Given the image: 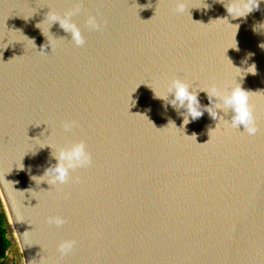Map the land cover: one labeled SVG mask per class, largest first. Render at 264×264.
Listing matches in <instances>:
<instances>
[{"label": "water", "instance_id": "1", "mask_svg": "<svg viewBox=\"0 0 264 264\" xmlns=\"http://www.w3.org/2000/svg\"><path fill=\"white\" fill-rule=\"evenodd\" d=\"M77 8L83 46L51 18ZM262 44L264 0H0V263L264 264ZM174 79L199 118L168 102ZM237 84L255 135L208 98ZM81 140L92 164L51 184Z\"/></svg>", "mask_w": 264, "mask_h": 264}, {"label": "clouds", "instance_id": "2", "mask_svg": "<svg viewBox=\"0 0 264 264\" xmlns=\"http://www.w3.org/2000/svg\"><path fill=\"white\" fill-rule=\"evenodd\" d=\"M244 3H247L248 0H243ZM150 6V5H148ZM79 9L74 11H69L64 14L63 17H58L53 15L51 18L53 22H59V25L65 32L71 34V40L77 46H83L85 43L84 37L80 31V28L72 21L71 17L75 15ZM178 12L184 11L183 3H178L177 6ZM86 24L95 30H100L101 24L97 21L95 16H89ZM264 48V44L261 45ZM248 72L253 75L256 74L255 65L248 68ZM190 86L180 80L174 79L167 88L168 96L172 94L174 99L168 101L173 107H183L186 108L187 113L193 118H199L203 113L200 111L201 105L199 103L197 93L190 90ZM213 96L208 98L211 101L213 97L216 98L219 102L215 104L216 109H222L223 111L227 109L231 110L233 113L231 118V126L233 128H239L241 125L244 127L249 135H255L258 131L255 121V116L253 112V107L250 104L249 91L244 90L240 84H237L235 87L231 88L226 94H220L218 90L213 87L212 89ZM156 96V95H155ZM167 98L158 97L163 100H168ZM208 111V110H207ZM209 112V111H208ZM212 116V114L209 112ZM213 117V116H212ZM184 120V124H187ZM75 126V121H67L63 124L65 131H70ZM195 136V135H194ZM53 157L56 159L57 163L53 166H50L46 169L44 175L49 176V182L51 184H65L68 183L71 178V173L78 168L88 167L92 164L91 153L87 151L86 143L81 140L79 142L71 144L70 147L61 148L58 152L53 154ZM76 181L79 182V177L76 178ZM67 198V196L65 197ZM48 222L50 224H55L57 227L62 226L65 223L63 217L54 216L49 217ZM76 245L75 240H65L58 245V251L64 255L73 250Z\"/></svg>", "mask_w": 264, "mask_h": 264}, {"label": "trees", "instance_id": "3", "mask_svg": "<svg viewBox=\"0 0 264 264\" xmlns=\"http://www.w3.org/2000/svg\"><path fill=\"white\" fill-rule=\"evenodd\" d=\"M5 224V214L0 213V261L6 256V251L10 245V241L7 237V229L5 227Z\"/></svg>", "mask_w": 264, "mask_h": 264}]
</instances>
